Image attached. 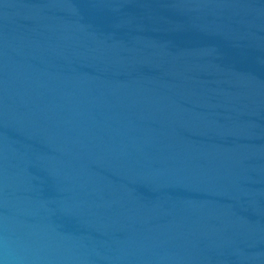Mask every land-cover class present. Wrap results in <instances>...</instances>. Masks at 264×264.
Instances as JSON below:
<instances>
[{"label": "water", "instance_id": "obj_1", "mask_svg": "<svg viewBox=\"0 0 264 264\" xmlns=\"http://www.w3.org/2000/svg\"><path fill=\"white\" fill-rule=\"evenodd\" d=\"M0 264H264V53L203 0H0Z\"/></svg>", "mask_w": 264, "mask_h": 264}]
</instances>
